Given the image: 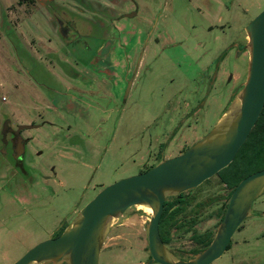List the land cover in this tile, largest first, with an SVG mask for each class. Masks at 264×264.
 Segmentation results:
<instances>
[{"label":"rangeland","instance_id":"rangeland-1","mask_svg":"<svg viewBox=\"0 0 264 264\" xmlns=\"http://www.w3.org/2000/svg\"><path fill=\"white\" fill-rule=\"evenodd\" d=\"M225 1L222 28L209 32L199 17L174 13V20L185 15L197 28L185 24L177 34L185 42L174 48L156 44L152 34L135 70L146 39L142 27L165 0H0V138L6 120L14 128L42 123L21 130L24 171L12 166L0 140V264H13L56 236L104 186L180 154L221 119L248 62L242 50L221 53L231 42L243 43L245 26L264 9V0ZM57 18L68 33L60 32ZM88 59L90 67L83 66ZM75 70L93 78V94H83ZM34 76L47 81L36 85ZM48 77L69 93L57 94ZM236 166L244 176L264 168V158ZM209 179L195 200L211 195ZM220 203H211L198 229L215 232ZM257 211L264 213V192L210 264H264V216ZM150 213L136 205L114 219L99 264H142ZM170 246L186 252L194 241L178 235Z\"/></svg>","mask_w":264,"mask_h":264},{"label":"water","instance_id":"water-1","mask_svg":"<svg viewBox=\"0 0 264 264\" xmlns=\"http://www.w3.org/2000/svg\"><path fill=\"white\" fill-rule=\"evenodd\" d=\"M245 32L246 76L221 119L184 152L101 188L58 235L38 242L13 264H99L112 221L136 205L151 209L145 226L150 261L210 264L219 258L237 227L252 214L254 200L264 192V168L239 180L210 243L192 257H176L161 240L158 223L167 196L195 188L229 164L264 107V9L245 26ZM40 125L19 124L16 131Z\"/></svg>","mask_w":264,"mask_h":264},{"label":"flooded vegetation","instance_id":"flooded-vegetation-1","mask_svg":"<svg viewBox=\"0 0 264 264\" xmlns=\"http://www.w3.org/2000/svg\"><path fill=\"white\" fill-rule=\"evenodd\" d=\"M142 1L144 2V4H146L147 2V0H142ZM224 7H226L225 0H172V3L170 5L171 10L170 12H168V1L165 0L163 5L159 7L157 11L155 12V17H153L152 23L150 26L147 23L148 17L146 18V23L142 27V29H144L146 39H145L144 44L141 47V53L139 55V58L135 61L133 68L135 67L134 69L135 70L137 69L138 65L140 64L142 60V57L146 54L145 46L148 44L149 39L152 38L151 37L152 34L155 35V37L152 38V41L155 42L156 44H158L160 41H163L164 42L163 48H174V47L181 46L184 44L185 38H178L177 34L178 32H182L187 24L193 25L189 27V30H194L197 28L196 26L197 22L190 23L189 20L186 19L185 15H181L179 17V20H174L172 16L174 13H176L179 10H182L184 11V13L186 12L189 15L192 14L194 16L199 17L200 19H202V21H206V26L204 27V30L205 32H209V31L216 30V28H220V29L222 28V25H223L222 17H223V13L226 12V8ZM56 23H57V26L60 32H63L64 34L68 33V31L71 30V28L68 25L63 24L62 20L59 18L56 19ZM167 39H170L171 41H167ZM246 41H247V36L245 34L243 43L239 41L231 42L226 47V49L221 53V57L226 55L231 50L232 51L242 50L241 52H245L248 54L247 50L245 49ZM80 62L83 64V66H89V63L92 62V59L81 60ZM136 62H137V65H136ZM135 70H134V73H135ZM216 70H218V68H216ZM76 73L77 74L75 76V80L79 82L82 88L85 87L83 90L84 91L83 94L84 95L93 94L91 92L95 84V81L93 80V78L78 70L76 71ZM48 76H50V74H48ZM48 78H51L50 83L48 85L49 86L51 84L54 85L52 88L53 90L56 91L57 94L64 96L69 93V90H59L61 87L60 86H58L60 88L56 87L55 83L57 81L53 79L54 77L53 78L48 77ZM80 79L81 81H79ZM244 79H245V76H244ZM244 79L242 80L236 79L237 81L235 82L233 88L229 92L228 97L232 98L234 95H236L238 90L241 88L242 82L244 81ZM32 80L36 85L47 81L46 76H45V79L44 78L42 79L39 76H34L32 77ZM232 80H233V75L230 74L228 82L230 83ZM88 89L90 90V92L88 91ZM72 94L74 98L77 95V94L75 95L74 93ZM18 125L15 126L14 128L10 125L9 121L6 120V122H4L1 126V138L2 136L4 138L3 140H1L0 138V140L3 142L5 146L9 147V149L7 150V152L9 151V153L6 154L5 156L9 159V161H11L10 163H12V166L15 167L16 169H22L24 171L25 167L23 163H24V158L26 155V141H24V138L20 134L21 130L18 132L16 131ZM248 136L246 140L248 139ZM241 146L239 147V149L241 148ZM239 149L237 150L233 159L229 162L227 166L223 167L217 173L209 177L210 179L207 178L210 180V185L212 184V187L214 188L210 196L209 195L205 196L201 200H195V194L201 190L200 184L203 182L202 181L199 185H197L193 189H187L185 191H181L177 194L169 195L166 197L164 201V205H163V210L161 212L159 223H158L159 235L163 243L168 247V249L176 257L186 260L192 257L197 252H200L210 243L214 235L213 234L214 232H212L211 230L202 231L196 227V223L201 217H203L202 214L206 212L207 208L210 207L213 201L214 202L221 201V203L219 204V208L217 210L218 217L220 218L223 212V206L225 205L226 202L228 204L232 190L234 189L236 184L239 182V180L244 177L241 175V170L237 168L236 163L240 159L247 161L246 159L249 157L247 154L248 150L242 149V151L239 152L240 151ZM250 155H253V153ZM161 159H163V157H160L157 160V162ZM225 169H228V174H225L223 172ZM250 173L252 172H249L248 174ZM248 174H245V176ZM213 178H216L215 183H211L213 182L211 181V179ZM212 198L215 200H212ZM224 212H223V215H224ZM257 213L264 216V213L261 211H257ZM219 218L217 220V224L219 223L218 222ZM66 224H64V226ZM64 226L61 227V229H63ZM188 233H189L190 238L194 241V246L190 248L188 251L184 252L181 250L173 249L170 246V243L172 239L174 238V236H178V235L183 236ZM146 237H147V234H146ZM228 244H230V241ZM147 246H148V242H147ZM146 252L148 256L146 257L145 260L142 261V264H160L156 261H150L151 256L148 253L147 248H146Z\"/></svg>","mask_w":264,"mask_h":264},{"label":"trees","instance_id":"trees-1","mask_svg":"<svg viewBox=\"0 0 264 264\" xmlns=\"http://www.w3.org/2000/svg\"><path fill=\"white\" fill-rule=\"evenodd\" d=\"M242 149L248 150L247 154L249 157L246 159L247 160L246 162H251V161H255L260 158H264V107H263L261 115L259 116L255 126H253V128L251 129L248 139L243 143V145L239 149L240 150L239 152H241ZM252 153L253 155H250ZM226 206H227V202L223 206V212ZM223 212L219 218V221L222 219ZM62 230L63 229H61V231ZM229 246L230 244H228L227 247Z\"/></svg>","mask_w":264,"mask_h":264},{"label":"bare ground","instance_id":"bare-ground-1","mask_svg":"<svg viewBox=\"0 0 264 264\" xmlns=\"http://www.w3.org/2000/svg\"><path fill=\"white\" fill-rule=\"evenodd\" d=\"M138 206H142V205H138ZM146 211H148L149 213L151 212V209L147 206H142Z\"/></svg>","mask_w":264,"mask_h":264},{"label":"crops","instance_id":"crops-1","mask_svg":"<svg viewBox=\"0 0 264 264\" xmlns=\"http://www.w3.org/2000/svg\"><path fill=\"white\" fill-rule=\"evenodd\" d=\"M253 262H255V261H253Z\"/></svg>","mask_w":264,"mask_h":264}]
</instances>
